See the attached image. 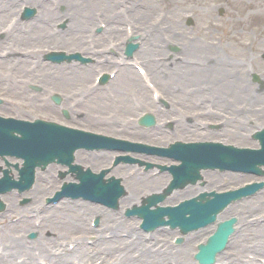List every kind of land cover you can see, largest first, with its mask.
<instances>
[{"label": "bare ground", "instance_id": "1", "mask_svg": "<svg viewBox=\"0 0 264 264\" xmlns=\"http://www.w3.org/2000/svg\"><path fill=\"white\" fill-rule=\"evenodd\" d=\"M104 1L105 0H95L94 3L99 5L102 8H105L107 10V14L110 15V13L108 11V7L110 5H108V6L104 5V3H103ZM88 2H89L88 0H66L65 1V5H66L67 10L69 11V14L71 16H73L74 13H78V16H77V18H74L73 22H71V26L73 28V35H71V37H70V39L68 41H63V44L66 45L67 43H72V44L85 46L84 38H83L84 36L83 37L80 36L79 38H76V37H74V34L81 33V29L85 25L91 24L93 22V20H94L93 15L91 13H88V12L85 11V4L88 3ZM75 5H76V8H75ZM45 10H46V12H50L53 18H55L58 15L57 12L53 11V9H51L49 6H46ZM5 15H6V13L1 14L0 15V20ZM139 15L142 18V11L139 12ZM34 24L37 25V26H34ZM34 28L39 29L41 31V36L39 38L33 40V39H31L29 37H26V36L25 37L20 36L19 37V41L20 42H23V41H36V42L45 41L46 44L47 43H55L56 39H50L49 37H47L48 30H47V26L46 25H44V24H40L39 25V22L35 21L33 23V29ZM33 33H35V32L33 31ZM151 43H152V41L147 43L145 48H143V53L144 54L149 53V44H151ZM154 44H155V46H157V40H154ZM162 54L166 55L167 52L163 51ZM227 58H230V57H227ZM171 59L172 58H168V57L166 58V61H167L168 64H170V62H172ZM173 60L177 61L176 57ZM174 66L176 67V69L174 71H172V70L170 72H166V71L157 72V71H154V74L156 76L157 81L162 86H164L166 88V90L170 89L173 78H174V80H176V82L179 85L183 86V84L181 83V78L177 75L176 70L185 71L186 72V68H185V66H182L180 64H176ZM222 67H223V64H221V67L219 69H217V75L215 77L221 78V80L225 81V83H226V78L224 76L225 70ZM57 68L59 70L53 71L51 74H55V73L59 72V73L55 74V77H57V78H65V79L68 80V83L71 84V85H74V84H76L77 82H79L81 80L84 81L85 79L89 78V76L91 75V70H92L90 68L89 69L86 68V69H82V70H73V71H71L69 73H63V72L60 71L61 67H57ZM191 69L193 70V72L196 73L197 77H201L202 76L201 70L199 68H191ZM133 73L134 72H133L132 69L127 68V71H125L123 73V75H121V77L119 78V80L115 84V90L118 93V100L120 102L121 107L127 106V107L130 108V111H132V112L135 109L132 106V104L130 103V101L127 99L126 95L124 94V92H123L124 88L126 86L138 87V88L141 89L142 97H144V95L146 93V90L143 87L141 88L138 80L136 79V77L134 76ZM237 82H238L239 86L241 87L242 93H244V89H246V88H248L251 91L252 85L250 83L249 84L246 83L247 80H246V78H244V76H238ZM40 97H43V94H41ZM93 97H95V98L89 104V107H90V109L92 111H93L94 108H96L97 105H101L102 109H104L109 104H111V102H109L102 94H99L97 97H96V95H94ZM93 97H91V98H93ZM190 102H191V99L188 98L186 103H190ZM87 120L90 121V122H94V123L96 122L95 118H87ZM236 134L240 138L239 134L238 133H236ZM234 176H236V175H234ZM204 177H207V179H206L207 184L205 185V188H200V187H197V186H193V187L190 186L189 189L186 190V191L176 190V191H174L173 198H175L176 193H181L182 195L185 194L186 196L192 197L196 192L203 191L204 189H210L211 184L216 182L215 181L216 179H214L213 175H209L207 173H204ZM66 178L69 179V180L73 179V177H71V175H67ZM155 180H156V178L153 179V180H145V179L141 178V180H138V181H135L134 183H131L129 185L130 193H129L128 197L126 196L124 198V202H125L124 203V207L129 205V204H133L134 202L139 200L141 195H143L146 192H149V193H151V192H160L161 190H163L160 187L161 183H159V182H157ZM39 185L44 187V183L43 182L41 184L39 183ZM167 199L169 200L171 198L168 197ZM263 202H264L263 200H260L259 198H256V199H254L252 201L245 202V204L242 205V207L245 210H253L254 206L259 207ZM229 208L233 212H237V211L240 210V209H236L235 207H231V206ZM229 208H227L226 210H228ZM108 215H111L112 217H114V221H113L114 226L117 225L120 228V230L126 229V227L129 225L128 223L130 221L125 222L123 220V218L119 216L118 213H105L104 220H105V226H107V227H109V224L111 223L110 221L106 220ZM238 215L239 216H244L243 213H239ZM66 217L71 219L72 222L64 225V228L61 229L59 234L56 235V233H55L56 227H49V228H47V230L44 233H41L39 235V239L40 238L42 239V238L45 237V240L47 241V243L42 241V243L39 244L42 249L46 250V254H48L47 252L49 251L47 249L49 248L51 243L54 240H56L57 237L65 234L67 231H72L73 230V225H79V226L83 225L82 222L79 220V218L77 216L69 215V216H66ZM48 232H49V234L50 233H54L55 235H53L51 237L45 236V235L48 234ZM259 233H260V236H259L260 240H263L264 239V225H262L260 227ZM0 235H2V234H0ZM11 237H13V236H9L8 238L12 241ZM9 239H1V241H0V245H1L0 249H3L4 252L7 253V255L4 256L3 259H0V264H15L12 261V259L14 257L12 255H9V252L13 251L15 249V246L11 244ZM234 242H235V240L230 244V246H232L234 244ZM237 243H238V241H237ZM239 243H242V241H239ZM101 247H103V246H101ZM146 247L147 246L145 244H143L142 248L140 250L142 251ZM103 248L105 249V247H103ZM21 250H22V252H21V255H20L19 259H21L22 262L20 264H30L31 259H32L31 251L29 249H27V248L20 249L19 251H21ZM83 253H84V250H81V251L72 253L68 257L67 256L66 257H62V258L54 257L52 261L54 262V264H68L69 262H73V264H81V260L77 259V257H78L79 254L81 256ZM145 258H144L145 260L142 261L141 263H129V264H149L152 261V259L149 258L148 255H146ZM245 260L246 259L242 258L239 261V263L243 262ZM186 262H187V264H193V261L186 260Z\"/></svg>", "mask_w": 264, "mask_h": 264}, {"label": "rangeland", "instance_id": "2", "mask_svg": "<svg viewBox=\"0 0 264 264\" xmlns=\"http://www.w3.org/2000/svg\"><path fill=\"white\" fill-rule=\"evenodd\" d=\"M210 1L211 0H175L174 3L164 4L161 7H162V10L167 13L166 18H168L170 16L171 8H176V11L178 10L180 13H183V12H188L190 9V6L197 5L198 6V14L196 15L197 17L195 18V21L194 22H187L185 19L183 20V23H184V25H186L188 27L187 31L189 32L188 35H186V37L187 38H189L191 36L198 37L200 34H203L206 38H210V39H213L215 36V40H216L217 36L223 35L222 42L218 46V47H220V49L227 47V44L231 45L232 50L233 49L237 50V49L241 48L240 44L245 39V35L247 33V30H249L252 26H257L258 27V41H257L256 47L254 49H258L260 52H263V47H264V2L263 1L264 0H227L228 1L227 6L224 8L226 14L224 16H220V15H217L216 13H213L214 9L209 4ZM146 3L148 5H151V4H153V1H151V0L150 1L149 0L144 1V4H146ZM156 7L157 6L151 5V7L149 8L148 11H147L148 8H146L144 10L146 19L153 18V16L156 14L157 9L160 6L158 8H156ZM215 20L221 21L223 26L221 25V27L218 28L217 30H215L214 33H212V35H208L206 33L205 26H207L210 29H216L217 26L215 24V22H216ZM164 22H165V20H164ZM173 24H175V22H172L171 20L167 21V25L172 26ZM179 27H181V26L175 25L174 27L170 28L169 30H173V31L175 29L179 30ZM260 41L262 42V45L259 44ZM180 48H179V50H182L184 47L180 46ZM204 50L205 49L199 50L197 53H193V54H194V56H198V54L200 52H204ZM189 54H192V53L188 52L187 55H189ZM186 57L187 56H185V58ZM178 61L181 63V65H186L185 64L186 59H183V60L181 59ZM259 61H261V63H263L260 58H259ZM261 67L262 66L260 65L259 70ZM66 68H67L66 66L65 67L63 66V70L69 71ZM164 69L169 70V69H172V67L171 66H169L168 68L164 67ZM25 76H26V74H25ZM43 76H44V73H42V77ZM185 76L186 75H184L182 77V79ZM92 77H93V75H91V77L89 79L90 81L92 80ZM136 77L138 78L139 82L142 84L137 73H136ZM85 82H87V81H85ZM35 83H37V84H32V85L41 84L42 86H40V85L39 86L42 87V89H40L38 91L33 89L34 91H31L30 87H33V86L24 85V87L22 89L24 91H22L21 94H15L13 88L7 89L6 86L3 87V89L0 88V97L7 100L6 103H11V105H10L11 107L7 109L8 113L12 114V113H14V110H16V111L20 112L23 116L29 115V113H30L32 118L35 116H42L44 118L46 115H44V113L41 112V110L44 107L42 102L39 106V108L41 109V110L39 109L40 110V113H39L35 108L31 107L33 104H34V106H38L37 102H39V101L36 102L34 99L32 100L31 98L33 96H35V94H37L38 95L37 98H39V95H40L39 92H41V91H43L42 92L43 94L46 93L45 87L47 84L49 86H54L56 88V89L54 88L55 90H59V91L65 90L59 86L60 84L57 81H47V83H46V81H43V79H42L41 81H37ZM84 84H86V83H84ZM197 84H199V83H197ZM190 87H193V83ZM173 94H172L173 96H176L175 93H173ZM169 95L171 96V93ZM43 98H44V95H43ZM250 98H251V96H249V98L247 96L241 97V100L239 98H237V101L247 102L250 107H251V105L257 106L259 104H264V93L260 94L258 102L253 103L252 101L254 100V97H253L252 101L250 100ZM242 113L246 117L251 116V115L256 116V114L252 111H242ZM247 131L248 130H245V133H243V137L246 139V142H244L242 144H251L252 145L253 143H251L247 139V135H246ZM249 178L250 177H245V178L242 177L241 182H245ZM262 194L263 193H261L260 195H262ZM260 198L264 200V196H260ZM259 207L256 208L255 213H254L255 215L264 211V204L260 205ZM131 225L135 226L134 230L136 232H139L138 222L136 220H133L131 222ZM27 229H29V227L24 228V231H26ZM17 232H20V230H17ZM256 232H257L256 236H254L252 238H249L248 235L243 234L239 237L240 238L239 240H241L242 242H245L246 239H249V242H251L252 244L255 242L262 243V241H264V239L260 240L259 230H257ZM170 238L172 239L171 236H169L168 239L170 240ZM192 250L193 249L191 248L190 254H191ZM256 251L259 252L257 256L263 255L262 253L264 252V250H262L260 247H257ZM190 254L188 257V261H192V259L190 258ZM155 260L156 259H153L150 264H156ZM91 262H92V260L89 261V263H91ZM255 263H256V261H253L252 264H255ZM178 264H181V262H178Z\"/></svg>", "mask_w": 264, "mask_h": 264}, {"label": "water", "instance_id": "3", "mask_svg": "<svg viewBox=\"0 0 264 264\" xmlns=\"http://www.w3.org/2000/svg\"><path fill=\"white\" fill-rule=\"evenodd\" d=\"M152 204H154V203H152Z\"/></svg>", "mask_w": 264, "mask_h": 264}]
</instances>
